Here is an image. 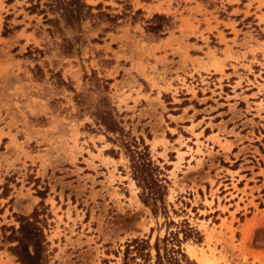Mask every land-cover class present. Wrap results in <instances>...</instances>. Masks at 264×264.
<instances>
[{
  "label": "rangeland",
  "instance_id": "rangeland-1",
  "mask_svg": "<svg viewBox=\"0 0 264 264\" xmlns=\"http://www.w3.org/2000/svg\"><path fill=\"white\" fill-rule=\"evenodd\" d=\"M83 2L93 17L55 27L0 0V227L37 209L47 264H124L126 242L185 220L194 264H264V0ZM106 114L149 147L167 217Z\"/></svg>",
  "mask_w": 264,
  "mask_h": 264
},
{
  "label": "trees",
  "instance_id": "trees-1",
  "mask_svg": "<svg viewBox=\"0 0 264 264\" xmlns=\"http://www.w3.org/2000/svg\"><path fill=\"white\" fill-rule=\"evenodd\" d=\"M33 1V0H30ZM32 5L31 12H38L44 15L45 22L57 27L60 20L66 26H74L86 18L94 15L92 7L86 5L83 0H46L44 9L39 10V2ZM51 12L57 18L48 19L46 14ZM111 23H115L118 16H110L104 13ZM154 18L160 19L159 16ZM153 31L160 30V27L150 26ZM100 123L108 132L116 135L115 141L120 142L130 163V170L133 180L140 189L139 198L145 205L151 207L154 214L160 213L167 217L166 200L167 186L166 179L161 177L162 170L152 160L149 147L140 138L136 141L129 138L118 128L116 122L106 114L100 116ZM37 209L28 215H15L18 223L16 226L0 227V243L8 245L7 250L15 257L18 264H47L48 242L44 233L45 221L40 219ZM174 226V230H170ZM181 235V236H179ZM201 241L200 234L190 227L187 221L183 220L176 224L173 221L166 223V233L162 238L157 237L153 244L148 239L134 238L125 243L122 253L124 264H194L182 248L186 240Z\"/></svg>",
  "mask_w": 264,
  "mask_h": 264
}]
</instances>
